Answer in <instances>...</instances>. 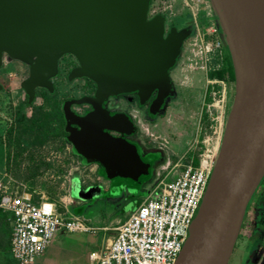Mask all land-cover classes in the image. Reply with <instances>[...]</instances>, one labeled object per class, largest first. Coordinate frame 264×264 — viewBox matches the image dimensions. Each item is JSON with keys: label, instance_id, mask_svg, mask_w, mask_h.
Instances as JSON below:
<instances>
[{"label": "water", "instance_id": "obj_1", "mask_svg": "<svg viewBox=\"0 0 264 264\" xmlns=\"http://www.w3.org/2000/svg\"><path fill=\"white\" fill-rule=\"evenodd\" d=\"M151 0H0L3 56L28 66L21 89L28 104L37 89L54 92L58 62L77 61L67 80L88 79L91 96L64 100L65 140L81 164H95L109 182L139 185L153 166L126 136L128 115L111 113L108 98L133 94L154 116L171 94L169 71L190 29L165 32ZM222 31L234 73V96L219 149L188 237L174 264H228L246 208L264 177V0H208ZM2 86L0 84V91ZM88 105L78 115L72 106ZM118 134V136L112 135ZM99 186L72 181V197L86 201Z\"/></svg>", "mask_w": 264, "mask_h": 264}, {"label": "rangeland", "instance_id": "obj_2", "mask_svg": "<svg viewBox=\"0 0 264 264\" xmlns=\"http://www.w3.org/2000/svg\"><path fill=\"white\" fill-rule=\"evenodd\" d=\"M156 14L164 17L165 32L172 27L191 30L169 71L170 96L151 117L146 115L145 107L137 108L134 96L110 99L108 107L121 109L133 117L137 127L134 139L144 149L155 153L158 162L151 175L141 179L139 185L114 181L108 191L86 201L72 197V181L78 180L83 187L100 185L107 188L109 183L99 176L97 165L81 164L70 144L63 141L66 135L62 136V124L53 113L63 100L91 93L92 86L84 79L67 80V73L76 60L65 55L60 59L58 74L53 79L56 97H46L42 89H37L36 98L28 105L20 87L28 77V66L6 56L2 59L0 186L19 195L28 194L35 202H52L62 216H70L74 209L91 227L100 229L85 234L97 243L113 235L111 229L115 218L134 209V201L126 197L127 188L139 189L136 197L141 201L156 181L164 176L172 178L193 158L198 159L205 145L218 152L232 104L234 83L210 77L223 63L225 42L209 1L151 0L148 17ZM212 29L216 32L212 33ZM215 37L221 42L217 51L211 48ZM19 115L23 116L22 120ZM260 187L264 189L263 182ZM255 205L256 202L246 218V231L255 230L259 221L252 216L260 213ZM7 231L6 221L0 217V264H16L5 248ZM68 236L65 234L64 239L39 256L38 264H90L87 255L96 249V245L85 237L84 241H74ZM262 249L261 246V253H264Z\"/></svg>", "mask_w": 264, "mask_h": 264}, {"label": "built area", "instance_id": "obj_3", "mask_svg": "<svg viewBox=\"0 0 264 264\" xmlns=\"http://www.w3.org/2000/svg\"><path fill=\"white\" fill-rule=\"evenodd\" d=\"M220 46L215 37L211 48L217 51ZM216 155L217 151L205 145L196 165L191 161L172 178L156 181L128 219L114 229V238L90 254L93 264H174L197 214ZM0 210L10 216L9 253L16 264H32L60 230H93L77 217L62 216L52 202H35L28 194L19 195L1 186Z\"/></svg>", "mask_w": 264, "mask_h": 264}, {"label": "flooded vegetation", "instance_id": "obj_4", "mask_svg": "<svg viewBox=\"0 0 264 264\" xmlns=\"http://www.w3.org/2000/svg\"><path fill=\"white\" fill-rule=\"evenodd\" d=\"M58 65H59V62H58ZM75 67H77V61H76V64H74L69 69V71L72 68H75ZM69 71H68V73H69ZM94 90H95V86L92 88L91 93H89L88 95L91 96L93 94ZM128 96H134L135 97V95H133V94H125V95H120V96H116V97H110V98L107 99V101L105 103V107L111 113H124V114L129 116V118L131 119V121L133 123L134 131H133L132 134L126 136V138L130 142L135 143V144L139 145V147L142 148V145H140V143L137 140L134 139V135L136 134L137 127L135 125V121H134L133 117L129 113H127L126 111H123V110L118 109V108H109L108 107V102H109L110 99L118 100L119 98L128 97ZM135 100H136L137 108L145 107L146 115L151 117L152 115H150L148 113V109H149V104H150L152 99L147 104H145L143 106H139L138 105L136 97H135ZM77 108H78V110L76 109V106H72V110L74 112H76L78 115H81V116L84 115L87 111L90 110V107L88 105H82V106L77 107ZM64 125H63V129H64ZM112 135L118 136V134H116V133H112ZM146 161L147 162H151L149 160H146ZM262 182L264 183V177L261 180L260 184ZM260 184L258 185L256 191L254 192V194H253V196H252L251 200L249 201V204H248V206L246 208V211H245L242 223H241V227H240V230H239V234L237 236V239H236V242H235L231 257H230V259L228 261V264H264V253L263 252L261 253V250H260L261 246L263 248L262 251L264 250V189H262V187H260ZM80 186L83 189H86L87 187H90V186L83 187L81 184H80ZM91 186H96V185H91ZM121 189H123V188H121ZM127 190H128V188H127ZM102 192L103 191L101 190L100 193L102 194ZM255 202L257 204V205H255V207L257 206L259 208L260 213L259 214H254L252 216L256 220L259 219V221L256 223V229L255 230L246 231V230H244V227L246 225V218H247V216L249 214V211H250V208H251L252 204L255 203Z\"/></svg>", "mask_w": 264, "mask_h": 264}, {"label": "crops", "instance_id": "obj_5", "mask_svg": "<svg viewBox=\"0 0 264 264\" xmlns=\"http://www.w3.org/2000/svg\"><path fill=\"white\" fill-rule=\"evenodd\" d=\"M108 183H109V185H108L107 188H103V187H101L100 185H96V186H99V187H100V191L102 190L103 192H106V191H108V190L110 189V186H111V184H112V183L109 182V181H108ZM154 184H155V183H154ZM128 190H129V191H128V195H127L126 197L134 201V203H135V207H134V209L131 210L129 213H125V214H123V216H122L121 218H115V219H114L115 224H114V226H113L112 229H111L112 232H113V235H112V236L106 237L105 239H102V240L100 241V243H97L93 237H89V236L85 235V234L94 233V231H95V229H96L97 227H95V228H94V227H91V226L89 225V223H87L83 218H81V217H83L81 214H80V215H74L73 212H72V214H70V216H64V217H67V218L77 217V218L81 219L82 221H84V223H85L88 227H90L91 229H93V230L90 231V232H86V233H68V232H65V231H63V230H60V231L57 232V234L55 235V237L53 238L51 244L47 247V249L45 250V252H46L50 247H53L55 244H57L61 239H64V238H65V237H64L65 234H69L68 237H69V238H72V240H74V241H84L83 237H85V239L88 240L91 244L96 245V249L93 250V251H91V252L88 253V255H87V259L89 260L90 264H93V262L90 260V254H91L92 252H94V251H96V250L102 248L106 243L110 242V241L114 238V236H115V234H116V232H115L114 229H115L116 227H118V225L121 224L123 221H125L126 219H128V217L131 215V213L137 208V206L140 204V202H141V201L146 197V195H147V194H146L145 196H143V197H142L143 199H142L141 201H139V197H136V195H137V191H138L139 189H134V190H136V193L134 192L133 188H132V189H128ZM149 190H150V189H148V191H149ZM138 192H139V191H138ZM0 217H3V218H4V220L6 221L7 226H8V231H7L8 244H6L5 248H6V250H7L8 253H9V243H10V233H11V224H10L11 222H10V216H9L7 213H4V212H2V211L0 210ZM91 220H92V219H91ZM97 230H100V229L97 228ZM97 230H96V231H97ZM90 236H95V235H90ZM9 254H10V253H9ZM38 262H39V261L36 260L33 264H38Z\"/></svg>", "mask_w": 264, "mask_h": 264}, {"label": "trees", "instance_id": "obj_6", "mask_svg": "<svg viewBox=\"0 0 264 264\" xmlns=\"http://www.w3.org/2000/svg\"><path fill=\"white\" fill-rule=\"evenodd\" d=\"M210 77L216 78V79L223 81V82H226V83L234 82V73H233L232 63H231L230 56H229V53H228L226 46H225V55L223 57V63L221 65V67L219 69H217L214 73H212ZM84 80H86L92 86V88L94 87V84L91 81H89L88 79H84ZM42 90L44 91L46 97H49V98H55L56 97L55 87H54L53 93H49L45 89H42ZM36 96H37V94H36ZM26 100H27V97H26ZM62 102H60V105L54 110L53 114L55 116V119L62 124L61 134H62V136H65L66 133L63 130L64 119H63L62 111L60 108ZM27 104H28V102H27ZM22 117H23L22 115H19L20 120H22ZM63 141L64 142L66 141L65 138L63 139ZM142 149L145 152L146 160L151 161L150 163L152 164L153 169H154L156 163L158 162V158H157L156 154L153 153L151 150L144 149L143 146H142ZM197 161H198L197 158H193V160H192L194 165L197 164ZM72 212L74 215H80V213H78L77 211L75 212L74 209Z\"/></svg>", "mask_w": 264, "mask_h": 264}]
</instances>
